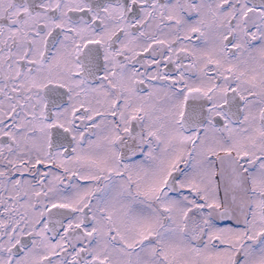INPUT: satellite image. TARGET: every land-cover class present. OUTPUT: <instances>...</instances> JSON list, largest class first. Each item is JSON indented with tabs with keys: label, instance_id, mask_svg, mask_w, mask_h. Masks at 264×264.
I'll return each mask as SVG.
<instances>
[{
	"label": "snow or ice",
	"instance_id": "6c2138e0",
	"mask_svg": "<svg viewBox=\"0 0 264 264\" xmlns=\"http://www.w3.org/2000/svg\"><path fill=\"white\" fill-rule=\"evenodd\" d=\"M0 264H264V0H0Z\"/></svg>",
	"mask_w": 264,
	"mask_h": 264
}]
</instances>
